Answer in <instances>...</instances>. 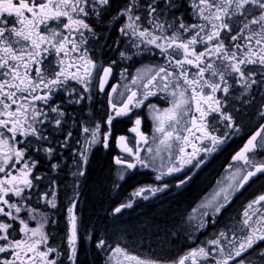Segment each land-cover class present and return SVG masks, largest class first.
<instances>
[{"label": "snow or ice", "instance_id": "1", "mask_svg": "<svg viewBox=\"0 0 264 264\" xmlns=\"http://www.w3.org/2000/svg\"><path fill=\"white\" fill-rule=\"evenodd\" d=\"M122 20L118 32L128 38L124 47L135 51L120 50V60L148 54L164 62L152 60L131 76V85L144 90L143 99L128 84L119 92L118 85L111 86L108 103L115 115H107L108 129L102 132L90 106L93 82L104 92L117 61L105 66L94 53L113 46L106 43L109 31ZM120 76L128 77L127 68ZM126 92L122 103L113 100L112 94L124 97ZM158 92L166 93L163 99L170 107L149 105L159 134L152 137L155 147L141 156L138 144H148L149 138L141 131V119H135L130 131L137 144L130 147L123 135L116 139L127 156L114 158L119 167L113 186L131 179V170L138 167L151 168L161 183L136 188L114 214L132 208L134 198H158L188 184L195 170L226 144L229 131H240L257 93V114L264 118V0H0V264H64L65 259L77 264L76 204L67 209L68 250L62 252L59 243H50L55 234L45 229L48 214L31 206L26 190L47 180L42 198L57 208V180L68 178L66 186L75 192L86 177L93 147H110L114 119ZM218 125L225 128L223 135L213 134ZM162 152L168 153L166 163ZM232 159L244 166L188 217L198 221L197 231L207 226L205 217L211 215L215 223L253 177L264 176V125ZM41 167L56 175L39 173ZM29 221L37 225L30 227ZM228 231L233 239L221 230L207 242L212 247L194 248L171 264H264V194L248 203ZM95 246L112 252L104 264H161L119 245L112 248L104 239Z\"/></svg>", "mask_w": 264, "mask_h": 264}, {"label": "flooded vegetation", "instance_id": "2", "mask_svg": "<svg viewBox=\"0 0 264 264\" xmlns=\"http://www.w3.org/2000/svg\"><path fill=\"white\" fill-rule=\"evenodd\" d=\"M109 63L104 65L107 66ZM115 71L116 69L113 66V76L110 77L109 83L106 85L104 92L99 91L98 82H93V100L90 102V106L92 107L96 121L101 123V128L104 131H107L108 129V126L105 123L107 115L109 113L115 115L109 106V97L107 95V93L111 92V86L119 85V80H115ZM127 94L117 103H122L126 99ZM113 96L114 94H112V97ZM164 96H166V93L160 92H158L156 96H149L147 100H144V104L141 105V107L133 108L132 112L127 116L116 117L114 119L112 136L109 138L110 147L105 149L102 145L100 146L102 151L107 153L106 157L109 164L107 169V183L109 184V192L105 199L103 211L99 214V218H97L96 222L88 223L90 219L87 218V215L90 214L86 204V177L81 178L79 187L75 192L72 188L66 186L69 183L68 178L65 177L57 180V208L55 209L46 206V201L42 198V194L45 191H48L47 180L40 182L39 187L26 190L31 197V206L36 208L38 213L48 214L50 223L45 225V229L46 231L55 234L54 239L50 240V243H59L62 252L68 250L67 209L72 203L76 204L75 213L78 217L77 264H81L82 261L85 260H83L85 253L91 255L87 257V260H96L98 264H104V261L107 260V253L109 250L97 249L95 245L100 239H104L111 247H113L115 243L118 244L120 242V240L115 241V224H120L122 226L128 225V229H131L134 225L148 226L154 224L156 227L155 230L158 229L155 233L152 232L140 235H137L134 231L128 232V234L125 233V237L129 238L130 242L125 245L123 244V246L139 257H148L160 261L161 264H171L172 261L178 260L181 256L194 248L202 246L212 247L207 242L217 238V235L221 230L228 232V240L233 239L234 237L232 236V233L228 231L229 228L227 227L237 223L240 218H242L240 214L243 213L250 201L256 199L259 195L264 194V176L258 174V178L253 177L244 189H241L240 192L232 197L230 205L226 207L219 216L215 217V223H212L213 217L211 215L205 217V220L208 221L207 226L197 231L196 225L198 221H189L188 219L189 215L193 214V209H196L202 201L206 198H210L215 191L226 184L227 179L225 176L231 171V169L233 170L236 168L237 170L244 166V161H234L232 157L243 148L247 143V140L259 130V127L264 125V118H261L257 114L259 111L260 99L259 94L257 93L256 105L249 110L250 118L248 117L243 122H240V131L238 133L229 131V138L227 139L226 144L223 145L219 151L208 157L206 163L203 164L200 169L195 170V174L188 184L180 189L172 187L166 193L158 194V198L152 197L149 200L134 198L135 202L133 203L132 208L123 209L121 213L114 214V209L121 204L128 202L131 198V193L136 188L145 185H158L161 183L160 181H155L154 177L156 173L153 172L151 168L138 167L135 170H131L133 172L131 179L127 180V182H121L119 188L113 186L116 178V171L119 167L114 163V158L116 156H127L126 153L121 152L116 146V139L123 135L128 137L130 147L136 145L137 140L135 139V133L131 132L130 129L134 127L135 119L140 118L142 121L141 131L148 136L149 142L148 144L139 143L138 147L141 149V156L150 155L147 151L148 148L155 147L152 143V137L153 135L159 137V134L154 132L153 120H151L148 115V111L151 110L149 105H156L159 109L167 108L165 106L167 100L163 99ZM73 108H78V106L74 105ZM101 109H103L104 115H100L99 117V111ZM123 125L124 127L122 128ZM217 127L218 131L213 134L218 136L223 135L226 131L223 125H218ZM156 143H159L158 138ZM206 143L207 142H205V144ZM98 147L99 146L97 145L94 146L92 153ZM187 150L191 152L192 149L188 148ZM92 153L90 154V160ZM161 155L165 157L166 163L168 153L163 152ZM249 156H251V153H249ZM259 158L261 157H258V159ZM157 162L159 163V161ZM230 165L231 167H229ZM38 172L46 173L50 177L56 175L49 171L47 167L39 168ZM189 174L192 175V173ZM60 176L64 177V174L60 173ZM165 179L171 180L169 177H166ZM172 183H175V181H172ZM38 199L39 204L37 203ZM21 215H24V213ZM52 221H54V223H52ZM16 225L18 226V222H16ZM29 225L30 227H35L37 221H29ZM168 225L176 226L175 231H171V229L169 230L167 227ZM64 226L66 227V232L63 228ZM180 230L182 231L180 232ZM19 235L20 234L18 233L17 238H19ZM88 237L91 238L88 239ZM165 240L168 241L167 245H165ZM222 243L226 246L227 251V240L222 241ZM260 248H264V243H261ZM256 251H259V249H256ZM249 253H252V256L255 259H259L258 256H255L252 250H249ZM64 263L68 264V261L65 259ZM230 264H232V262H230Z\"/></svg>", "mask_w": 264, "mask_h": 264}, {"label": "trees", "instance_id": "3", "mask_svg": "<svg viewBox=\"0 0 264 264\" xmlns=\"http://www.w3.org/2000/svg\"><path fill=\"white\" fill-rule=\"evenodd\" d=\"M123 23H124V21L122 20V21H120V23L112 26V28L109 31V37L110 38L106 41L107 44L113 45L111 47V49H114L113 58L115 60H116L117 57H119V51L120 50L127 51L129 55H131V52L134 51L131 48L125 49L124 44L127 42V37H121L119 32H118V28ZM118 38L120 39L121 42H120L119 45H115L113 42L115 40H117ZM101 42L105 43V41H101ZM155 58L158 59V60H162L161 57L158 58L156 56ZM132 60H134V58H132L129 61H132ZM118 61L115 64L117 67L120 66V63ZM129 61L127 60V63H129L127 65H131V62H129ZM100 115H102V116L104 115L103 109H101L99 111V117H100ZM123 127H124V125L122 126V128ZM106 155H107V153L102 151L101 147H98L92 153V157H91L90 163L87 166V174H86V178H85L86 179L85 180V185L87 186L86 187V195H87L86 204L88 206L87 208H88V212L90 214V215H87V218L90 219L88 221V223H94V222L97 221V218H99V214L103 211V208H104V205H105V199L107 197V193L109 192V190H108L109 189V186H108L109 184L107 183V176H108L107 175L108 174L107 173V169H108L109 164H108V159H107ZM240 215L242 216V213ZM127 226L128 225H124L125 228ZM153 226H155V225L153 224ZM144 227H146V225ZM167 227H168L169 230L171 229V231H175V229H176V226H174V225H168ZM63 228H64V230L66 232V227L64 226ZM131 230L136 232L137 235L143 234V232L141 230H140L141 232H139V234H138V229L136 228V225L131 227ZM129 231H130V229H129ZM167 244H168V241L165 240V245H167ZM88 256H91V255L87 254V253L84 254L83 260L84 259L85 260L82 261L81 264H98V262L96 260L95 261H91L90 260L91 262H89V260H87Z\"/></svg>", "mask_w": 264, "mask_h": 264}, {"label": "rangeland", "instance_id": "4", "mask_svg": "<svg viewBox=\"0 0 264 264\" xmlns=\"http://www.w3.org/2000/svg\"><path fill=\"white\" fill-rule=\"evenodd\" d=\"M127 40H128V38H127ZM102 44H103V42H101ZM143 47V46H142ZM132 49V48H131ZM134 51H135V49H133ZM131 51V50H130ZM155 51H157L158 52V50H155ZM131 54H132V52H131ZM95 56H97V57H99V59L100 60H102L103 61V63H109V62H111L112 60H115L114 58H113V56H114V49H111V48H104V49H102L101 51H99V52H96L95 53ZM158 58H159V56H157ZM133 58H134V60H132V61H129V62H131V65H127V64H129V63H127V61H121L120 60V58L119 57H117L116 58V60L120 63V66H116V65H114V67H115V69H116V71H115V80L117 81V80H119V87H118V92L119 91H124V88H123V85L124 84H128L132 89H135V90H137L138 91V93H140V95H138V98L139 99H142L143 98V95H142V93H143V89L142 88H137V86H135L134 87V85H131V76L132 75H135V73H136V69H138V68H140L142 65H144V64H148V63H150V62H152V60H155V61H158L159 63H163L164 61H163V59L162 60H158V59H156L155 57L154 58H152V60H150V58H149V56H148V54H145V55H143V56H133ZM127 65V66H126ZM125 68H127V71H128V77L126 78V79H122L121 78V76H120V72L123 70V69H125ZM127 94V92L125 93V95ZM123 99V97H120L119 95H118V93H115L114 94V96H113V100L114 101H116V102H118V101H121ZM170 99V98H169ZM165 106L166 107H170V104H169V102H168V100H167V102L165 103ZM148 115H149V117L151 118V120H153L152 119V112H151V110H149L148 111ZM250 118V111H248L247 113H246V115H245V118L243 119V121L244 120H246L247 118ZM242 121V122H243ZM100 123V122H99ZM153 123H154V121H153ZM101 124V123H100ZM101 131L102 132H104V130L101 128ZM102 138V137H101ZM97 146H101V145H97ZM163 153V152H162ZM236 171V168L235 169H231V171H229L228 173H227V175L225 176L226 177V179H227V181H226V184L224 185V186H226L227 184H228V182H229V180H228V178H229V176L231 175V173L232 172H235ZM223 187V186H222ZM240 220H241V218H240ZM239 220V221H240ZM238 221V222H239ZM114 226H116L115 228H114V230H115V235H116V237H115V241H119L120 240V242L117 244V243H115L114 244V246L112 247V248H115L117 245H119V246H121V247H124L123 246V244L125 245L126 243H128V242H130L129 240V238H127V237H125V233L126 234H128V232H132V230L130 229V231H129V229L126 227H122L120 224H115ZM145 225H139V226H136V228L138 229V234H139V232H143V234H148V233H155V231L157 230H155V226H153V225H148V226H146V227H144ZM230 227V226H229ZM229 227H227V228H229ZM85 229V228H84ZM141 230V231H140ZM133 243H135V242H133ZM125 248V247H124ZM127 249V248H126ZM127 251H128V253L129 254H131L132 252H130L128 249H127ZM132 254H134L135 255V253H132ZM110 255H112V252L109 250V252L107 253V259H108V257L110 256ZM137 256V255H136Z\"/></svg>", "mask_w": 264, "mask_h": 264}, {"label": "bare ground", "instance_id": "5", "mask_svg": "<svg viewBox=\"0 0 264 264\" xmlns=\"http://www.w3.org/2000/svg\"><path fill=\"white\" fill-rule=\"evenodd\" d=\"M108 216H109V215H108ZM110 217H111V216H110ZM139 221H140V219H139ZM142 222H143V221H142ZM146 222H147V221H146ZM138 223H139V222H138ZM138 223H137V224H138ZM157 228H158V227H157ZM180 229H181V228H180ZM157 230H158V229H157ZM181 231H182V230H180V232H181ZM183 232H184V231H183ZM178 233H179V231H178ZM172 243H173V242H172ZM188 244H189V243H188ZM188 244H187V245H188ZM85 248H86V247H85ZM88 260H89V259H88ZM89 262H90V261H89ZM64 264H65V263H64Z\"/></svg>", "mask_w": 264, "mask_h": 264}]
</instances>
